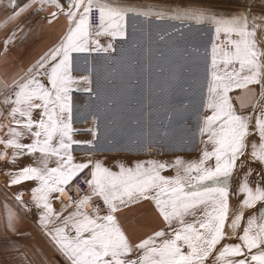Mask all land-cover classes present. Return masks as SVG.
Instances as JSON below:
<instances>
[{"label": "snow or ice", "instance_id": "1", "mask_svg": "<svg viewBox=\"0 0 264 264\" xmlns=\"http://www.w3.org/2000/svg\"><path fill=\"white\" fill-rule=\"evenodd\" d=\"M9 4L13 12L0 27L16 20L33 5L38 6L37 11L56 9L48 17L50 21L58 15L67 16L69 21L60 42L23 75L14 76L11 83L0 79V95H3L0 104L9 109L5 117L9 121V138L0 137V144L16 150L13 162L25 154L39 152L43 156L42 166H25L11 173L10 183L37 181L32 189L33 200L37 207L44 209L40 213V224L46 230L54 217L60 218L64 210L75 204V211L64 216L60 226L47 232L57 250L68 264H206L216 246L227 237L224 229L230 212L229 197L233 194L230 178L237 161L249 147L247 138L250 135L258 134L260 138L259 145L252 144L251 156L264 164V108L255 116L238 114L233 97L229 95L234 90H242L244 95L236 97L240 107L251 104L253 109L260 108L259 99L264 98V48L259 44L264 40H258L257 32L264 30V14L254 16L250 8L232 16L217 15L203 6L178 7L170 11L136 8L119 0H65L64 4L60 0H29L23 6L16 0H9ZM94 10L98 12V21H93ZM130 15L168 19L180 24L211 23L215 26L216 37L221 34L225 37L212 46L206 105L211 115L203 117L199 127L200 135H207L206 143H211L213 150L205 148L199 161L185 164L178 157L172 165L149 161L148 167L145 162H137L135 168L121 165L119 173L103 167L100 162H74L73 144L91 145V141L73 140L77 130L72 127L71 93L78 83L72 75L73 53L114 52L112 44L102 45L99 37H126ZM19 29L20 25H16L6 37L5 52ZM175 31L180 32V29ZM80 80L91 84L90 77ZM252 85L260 87L259 98L250 88ZM83 90L92 93L90 86ZM35 110L41 113L38 120L33 118ZM3 116L4 111L0 109V117ZM253 119L255 125L250 131ZM4 128L5 125L0 124V130ZM21 129L33 137L31 143L20 142L24 135ZM50 156L57 158L54 168L47 166ZM6 157V151L0 153V159ZM213 158L214 165L206 166ZM169 167H175L176 174L162 175ZM86 169H91L90 179L86 180L90 193L73 201L66 186ZM76 191L80 192L78 185ZM53 193L60 194L58 199L67 196L70 201L62 206L60 213L54 211L50 202ZM241 193L245 198L230 224L233 236L244 218V209L253 208L257 202L264 204V187L253 188L245 179L235 194ZM93 197L103 201L107 207L105 215H100L99 205L92 204ZM17 200L23 203L21 196ZM141 200L154 202L169 231L161 228L134 244L122 228L117 213ZM197 211L201 213L199 217L195 215ZM189 215L193 216L191 222L185 219ZM14 219L15 213L9 209L10 228ZM258 219L261 222L258 223ZM173 223L178 226L173 227ZM69 228L75 235L69 233ZM239 239L242 243L223 246L217 256L219 264H264V216L249 217ZM134 253V258H130Z\"/></svg>", "mask_w": 264, "mask_h": 264}, {"label": "rangeland", "instance_id": "2", "mask_svg": "<svg viewBox=\"0 0 264 264\" xmlns=\"http://www.w3.org/2000/svg\"><path fill=\"white\" fill-rule=\"evenodd\" d=\"M119 2L136 8L154 7L168 11L178 7L203 6L220 16L237 15L249 8L254 16L264 14V0ZM176 28L180 32H176ZM257 38L264 40V30L257 32ZM224 39L223 34L216 37L215 26L211 23L180 24L168 19L130 15L126 37H99L102 45L111 43L114 52L78 53L74 56L75 66L86 68L94 83L92 93L77 106L74 116L75 120L87 121L88 134L85 139L91 141L87 147L105 153L112 150L136 151L148 147L149 151L153 149L151 152L155 155L182 152L185 164L199 161L205 148L212 151L213 145L206 143L208 137L200 135L199 127L203 117L211 115L206 105L208 83L211 80L212 46ZM259 46L264 48V42ZM250 88L259 98L260 87L252 85ZM229 95L235 100L232 103L238 114L255 116L264 108V98L259 99L260 108L253 109L251 104L241 108L236 97L244 95L243 91L234 90ZM254 125L255 119L251 122L250 131ZM253 143L259 145L258 134L247 138L249 147L237 161V167L230 178V192L233 194L229 197L230 212L224 229L227 237L216 246L206 264L209 261L210 264H219L217 256L223 246L242 243L239 236L243 234L248 218L254 215L258 217L264 212L262 202H257L253 208H245L240 227L236 235H232L231 221L245 198L244 194L235 193L245 179L253 188L264 187V164L253 160ZM214 162L213 158L206 162V166H212ZM249 170L251 172L246 176ZM170 171L168 168V174ZM172 174H175L174 169ZM93 204L96 205L95 202ZM200 214L197 211L195 215L199 217ZM28 215L31 218L30 212ZM185 219L191 222L193 216L189 215ZM239 258L243 257L236 259Z\"/></svg>", "mask_w": 264, "mask_h": 264}, {"label": "crops", "instance_id": "3", "mask_svg": "<svg viewBox=\"0 0 264 264\" xmlns=\"http://www.w3.org/2000/svg\"><path fill=\"white\" fill-rule=\"evenodd\" d=\"M60 2L64 4L65 0H60ZM16 3L23 6L29 3V0H16ZM37 7L33 5L16 20L7 23L4 27H0V79L6 80L9 83H11L14 76L23 75L45 53L58 44L69 27V21L65 15H58L51 21L48 19L50 13L56 11V9L48 8L46 11H37ZM12 12L13 8L10 6L9 0H2L0 2V25H4L7 17ZM16 25H20V29L16 31L15 37L8 44L7 51L5 52V39L16 28ZM77 54L73 53V58ZM72 75L78 80V83L74 85V91L71 93L73 106L72 127L77 130L73 133V140L88 142L85 139L88 134L86 130L87 121L75 120L74 116L77 106L89 97V93L83 89L89 86L93 89L94 83L92 77H90V85L80 80L81 77H89L88 71L86 68L81 69L75 66L74 61ZM0 100H3V95H0ZM83 105H86V103H83ZM82 108L83 106L80 109ZM0 109L4 111V116L0 117V124L5 125V128L0 130V137L6 140L9 138L7 135L9 121L5 117H7L9 109L3 104H0ZM40 115V110H35L33 118L38 120ZM21 131H24V135L20 138V142L23 144L31 143L33 137L24 129H21ZM148 148L136 151L112 150L105 153L102 150L98 152L91 146L87 147V144L82 143L73 144L71 154L74 157L75 163H82L88 160H91L93 163L100 162L103 167L116 173L120 172L121 165L125 168H135L137 162H145V167H148L147 162L149 161L166 162L172 165L178 157L183 159L182 152L179 154L155 155ZM5 151L7 152V157L0 159V264H68V261L57 250V246L47 232L60 226L61 219L63 220L64 216L75 211V204H72L63 211L62 218L57 219L54 217V222L48 225L47 230L42 227L40 224V213L44 209L37 207L32 193V189L37 186V181H25L12 185L10 183L12 179L10 174L18 172L25 166H42L41 161L43 156L39 152L32 155L25 154L18 156L15 162H13L12 156L16 150L11 147L5 148L4 144H0V153H4ZM47 166L49 168L56 167L57 158L55 156L48 157ZM169 168L171 170L170 174H168V168L164 169L161 174L164 176H174L177 169L175 167ZM173 169L175 170L174 175L172 174ZM88 170L90 173L91 169ZM181 173L183 174L182 169ZM72 182L66 186L68 196H70L69 188L72 186ZM18 196H21L22 204L17 200ZM58 196H60L59 193H53L50 200L56 213L62 211L63 205L70 204L67 196L60 197L59 199L57 198ZM24 198L31 199L25 200ZM72 200L76 201L74 198ZM94 202L96 205H99L100 215H105L107 207L103 201L95 197L92 200V204ZM9 209L15 213L12 228L8 225ZM29 212L31 213V218L28 215ZM88 212L92 214V209L89 208ZM117 216L122 228L134 244L161 228L166 232L169 231L154 202L151 200H141L138 203L123 208L117 213ZM260 216H264V212L258 215V217ZM177 226L176 223H173V227ZM69 233L75 235L74 231L70 228ZM185 251H187L186 248ZM135 255L136 253L130 258H134Z\"/></svg>", "mask_w": 264, "mask_h": 264}, {"label": "built area", "instance_id": "4", "mask_svg": "<svg viewBox=\"0 0 264 264\" xmlns=\"http://www.w3.org/2000/svg\"><path fill=\"white\" fill-rule=\"evenodd\" d=\"M93 21H98V12H96L94 10L93 12ZM235 101V100H233ZM150 151H153V149L151 148ZM90 179V175L88 170H84V172L80 173L72 182V186L69 188V194L72 198L74 199H79L80 197H82L83 195H85L86 193H88V191L90 190V188L88 187L86 180ZM79 186L80 192L77 193L76 191V186Z\"/></svg>", "mask_w": 264, "mask_h": 264}]
</instances>
